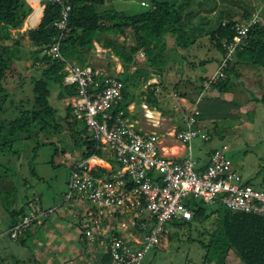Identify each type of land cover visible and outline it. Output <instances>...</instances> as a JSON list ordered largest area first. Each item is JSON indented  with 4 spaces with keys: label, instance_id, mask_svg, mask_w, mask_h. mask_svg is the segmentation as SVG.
Here are the masks:
<instances>
[{
    "label": "trees",
    "instance_id": "1",
    "mask_svg": "<svg viewBox=\"0 0 264 264\" xmlns=\"http://www.w3.org/2000/svg\"><path fill=\"white\" fill-rule=\"evenodd\" d=\"M147 1L149 4L144 10L126 13L113 7H104L107 0H40L36 16L38 22L33 27L21 29L26 17L33 12L32 6L26 0H0V151L12 152L16 142L33 135L43 134L45 141H49V138L62 134L72 137L74 143L80 147L77 160L94 153L100 154V149H96L95 141L88 133L83 120L75 115L70 105L66 104L60 114L61 108L51 105L48 100L51 85L57 87L59 98L70 97L77 92L75 83H63L64 64L66 61L79 65L88 64L87 56L94 48V42H99L122 63V71L114 74L122 82L121 98L114 105V111L121 108L126 112L128 102L135 98L130 88L142 86L153 75L159 78L158 82L147 83L140 93L149 107L161 108L154 92L161 84L162 76L170 68L172 56L179 55L193 66H205L212 62L218 65L224 53L222 41L232 39L235 23L246 22L254 16L260 19L248 26L243 42L235 48L222 69L224 76L212 83V89L229 90L230 80L239 75V65H257L264 69V6L254 13L255 8L245 0H226L240 8V15L234 17L233 13H239L238 11L220 8L214 24L205 29L204 26L209 20L202 12L215 10L218 0ZM65 5H69V9L65 26L60 29L54 23L60 18ZM29 18L30 15L27 21ZM12 30L17 32L16 36L12 34ZM60 34L59 49L62 58L53 57L45 51ZM128 34L132 43L126 42ZM24 35L27 36V46L22 43ZM202 35L209 38L217 56L198 61L188 60L184 53L188 52ZM119 36L123 38L119 40ZM167 36L172 37L171 45L167 43ZM138 52L143 55L140 64L135 61ZM12 61H29L26 68L32 98L15 99L3 85L8 72L11 71ZM210 75L200 76L198 82H194L198 87L196 97L203 81L209 79ZM102 80L103 76H96L95 89L102 86ZM180 96H184V93ZM196 105L199 109L197 119L213 121L237 118L239 108L236 102L219 96H203L196 101ZM211 133L210 131V135ZM102 172L103 170H100L93 174ZM34 201H39V197H33ZM30 202L28 200L19 207L6 208L7 229L23 215L28 214L27 207H30ZM184 202L192 210V216L189 220H175L174 225L189 224L190 220H203L213 213L216 215L208 243H203V246H207L204 257H209L208 253L212 248L216 250V264H223L230 252H233L242 264H264V215L233 211L221 204L206 214L204 208L197 202H192L190 197L185 198ZM37 207L40 211L49 209L40 205ZM51 213L42 215L41 223ZM34 224L37 222L34 221L15 240L9 236L7 230L5 234L11 240L17 241L19 237L30 232ZM100 261L101 264H110L109 254H102ZM32 264L39 262L34 261Z\"/></svg>",
    "mask_w": 264,
    "mask_h": 264
},
{
    "label": "built area",
    "instance_id": "2",
    "mask_svg": "<svg viewBox=\"0 0 264 264\" xmlns=\"http://www.w3.org/2000/svg\"><path fill=\"white\" fill-rule=\"evenodd\" d=\"M68 9L69 5H65L54 23L60 29L65 26ZM259 19L254 16L235 23L232 39L222 41L224 53L220 63L203 81L194 102L189 103L176 92L169 93L181 119V128L171 133L183 145L180 160L160 147L158 119L151 120V127L143 130L131 122L124 109L113 110L121 98V80L105 74L102 86L95 89L98 71L88 64L65 62L63 83L77 86V92L67 98V103L83 120L96 149H100V154L80 158L73 164L63 202L79 224L80 236L91 257L107 253L110 264H144L148 250L167 245L170 224L191 218L192 210L184 202L191 196L233 211L264 215V190L242 178L226 154L225 144L214 147L205 164L193 155L191 144L195 137L208 139L197 122L196 101L211 94L212 83L224 76L222 69L243 42L248 26ZM60 36L45 49L47 54L62 58ZM154 93L158 95L157 87ZM142 107L148 109L146 103ZM144 116L152 117L148 110ZM100 170L103 172L93 174ZM53 211L36 207L7 229L9 236L17 239L34 221L41 223V216ZM91 261L87 259L86 263Z\"/></svg>",
    "mask_w": 264,
    "mask_h": 264
},
{
    "label": "rangeland",
    "instance_id": "3",
    "mask_svg": "<svg viewBox=\"0 0 264 264\" xmlns=\"http://www.w3.org/2000/svg\"><path fill=\"white\" fill-rule=\"evenodd\" d=\"M245 1L255 8L254 13H257L264 6V0ZM39 3L30 0L33 7V12L30 15L39 9ZM148 4L147 0H107L104 7H113L126 13H134L144 10ZM223 7L238 11L239 13H233L234 17L240 15L241 11L238 6L226 0H218V7L215 10L202 12L209 20V23L204 26L205 29L214 24L219 9ZM28 27L32 26L28 25L25 28ZM12 34L16 36L17 32L12 30ZM122 38V36L118 37L119 40ZM126 42L132 43L129 34ZM22 43L27 46L26 35L22 38ZM167 43L168 45L172 44V37L167 36ZM100 47L102 46L100 45ZM98 53V55L93 56L94 64L102 66L106 71H109L107 73H113L112 66H116V60L112 58L114 55L103 47ZM184 54H186L185 58L188 60L198 61L206 57L217 56V51L212 46L209 38L202 35L191 49ZM135 58L136 64H140L143 55L137 54ZM28 64L29 61H12L10 63L11 71L8 72L3 81V85L11 97L15 99L32 98L33 96L31 84L27 77L28 69L26 66ZM170 65V68L162 76L161 84L157 89L160 93H163L164 97L165 94L171 91H175L179 95L184 93L189 101L198 92V87L194 85V82L197 83L200 76L212 74L217 67L215 62L205 66H193L179 55L172 56ZM239 71L241 72V78L235 79L233 77V79H235L234 82L241 92V99H246L248 109L244 113H238L237 118L214 121L219 124L211 125L212 121L201 119L202 122L209 123L208 127L214 136L216 134L213 133V130L216 127L218 128L220 125L224 129L221 138L209 135V139L202 140L195 137L191 141L193 155L201 157L206 152L210 153L215 146L225 144L227 146L226 154L242 178L255 188L264 190V69L259 68L257 65H241ZM157 79L159 80L158 77ZM130 89L137 98L139 92L145 89V85L131 87ZM235 95H237L236 92ZM48 100L51 105L61 108L60 114L63 113L62 109L66 105V100L57 97V87L55 85H51V94ZM167 102V99H165L160 103L168 108L170 104ZM45 140L43 134L33 135L31 138L16 142L13 145L12 152L9 150L0 151V257H2L3 264L4 241L13 249V254L20 258L18 244L11 241L7 235H4V230L8 226L6 208L19 207L24 201L29 200L31 202L30 207H27L28 211L34 205L41 204L44 208H49L64 200L69 171L77 161L80 147L74 143L72 137L67 135H55L48 139L50 142ZM36 196L39 197V201H36L37 203L34 201V204L33 197ZM190 199L203 207L206 214H209L218 206V204H208L200 198L191 196ZM37 206H34V210ZM77 208L79 209V206ZM52 214L55 215V213ZM215 218L216 215L213 213L203 220H190L189 224H170L169 236L172 235V237L168 238L167 245L165 248L155 247L148 251L145 254L144 264H216L214 260L216 250L211 248L208 253L209 257L206 258L204 255L207 246H203V243H208L209 234L214 229ZM101 249L104 251L103 247ZM223 264H242V262L233 252H230Z\"/></svg>",
    "mask_w": 264,
    "mask_h": 264
},
{
    "label": "crops",
    "instance_id": "4",
    "mask_svg": "<svg viewBox=\"0 0 264 264\" xmlns=\"http://www.w3.org/2000/svg\"><path fill=\"white\" fill-rule=\"evenodd\" d=\"M28 16L26 17L22 28H25L28 25L33 27L38 22L36 21L35 17L30 19L28 22ZM100 45L101 44L99 42H94V48L91 49L87 58L88 65L98 71L99 76H103L105 74H108L107 72L109 71H106V69H104L102 66L94 64L93 61V56L98 55V51H101L102 49ZM137 54L140 55V52H138ZM112 58L116 60V66H112V74L114 75L122 71V63L116 56H112ZM239 66V75L237 77H234L235 79L241 78ZM235 79H233L232 77V79L230 80L231 86L229 90L218 91L216 89H212L211 94L208 96H219L225 100H232L239 105L238 113H244L245 110L248 109V107L246 106L247 101L245 98L241 99V92L234 82ZM149 82L157 83V76L153 75L152 77H150L144 85L146 86V84ZM157 87L159 88V85ZM235 92L237 93V95H235ZM169 93L165 94L164 97L163 93H160L159 91L157 95L159 105L161 106V108L159 109L155 107H149L148 105V109H145L144 107H142V104L145 102L142 99L143 96L141 95V93L139 92V96L137 98L135 93H133L135 98L128 102L126 107V115L131 120V122L135 124L136 127L143 130L151 127V120L158 119L157 121H159V124L157 130L160 134V147L162 148L164 153L170 155V157H172L173 159L180 160L183 157L184 148L183 145L179 141H177L171 133L173 129L176 130L181 128V119L179 117V114L173 107V100H171ZM196 95L192 99H194ZM185 98L189 103L192 102V99L189 101L186 96ZM63 99L66 100L67 98L65 97ZM165 99H167V103L170 104L168 108L165 107V105L162 106L160 103ZM146 110L150 112L152 116L151 118H147L144 116ZM233 111H235V109ZM210 121H212V123H210L211 125L219 124L215 123L213 120ZM197 122L207 132L209 139V123H204L200 119H197ZM223 129L224 128L219 125L218 128L216 127V129L213 130V133L216 134V138L222 136ZM212 136H214V134ZM208 155L209 153L206 152L201 157H195L198 159L200 164H205L207 162ZM63 202L58 203L56 206L49 207V209H54L52 213H55V215H50L45 220H43L42 223L32 225L30 232L19 237V240L14 241L18 244V248H20V251H18V255L20 256V258H17L15 254H13V249H11L9 244L4 241V264H32L34 261H38L39 264H87V259L92 260L90 264H101L100 258L102 257V255L95 254L92 257L90 256V250L87 248V245L84 243L82 237L80 236V226L77 223L76 219L70 216V212L63 206ZM40 206L42 205L40 204ZM32 211H35L34 206L32 209L28 210V213ZM6 230L7 229L4 230V233ZM4 235L6 236V234ZM2 262L0 264H3Z\"/></svg>",
    "mask_w": 264,
    "mask_h": 264
},
{
    "label": "bare ground",
    "instance_id": "5",
    "mask_svg": "<svg viewBox=\"0 0 264 264\" xmlns=\"http://www.w3.org/2000/svg\"><path fill=\"white\" fill-rule=\"evenodd\" d=\"M35 1L40 2V0H35ZM38 10H39V9H38ZM38 10L34 11V13H33L32 15H30L29 20L32 19V18H34V17L36 18V15H37ZM33 15H34V16H33ZM28 22H29V21H28Z\"/></svg>",
    "mask_w": 264,
    "mask_h": 264
},
{
    "label": "clouds",
    "instance_id": "6",
    "mask_svg": "<svg viewBox=\"0 0 264 264\" xmlns=\"http://www.w3.org/2000/svg\"><path fill=\"white\" fill-rule=\"evenodd\" d=\"M140 55H141V52H140ZM149 83H150V82H149ZM206 96H208V95H206ZM66 98H68V97H66ZM66 104H68V103H67V99H66Z\"/></svg>",
    "mask_w": 264,
    "mask_h": 264
}]
</instances>
